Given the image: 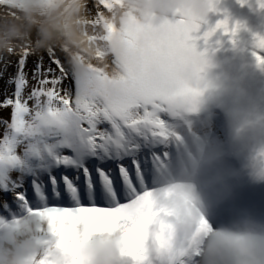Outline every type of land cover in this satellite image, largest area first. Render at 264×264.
<instances>
[{
  "label": "snow or ice",
  "instance_id": "1",
  "mask_svg": "<svg viewBox=\"0 0 264 264\" xmlns=\"http://www.w3.org/2000/svg\"><path fill=\"white\" fill-rule=\"evenodd\" d=\"M58 2L0 0V79L7 85L0 109L9 112L0 117V213L23 209L50 217L51 237L31 264H81L88 238L114 230L120 234L117 264H186L196 256L208 222L199 220L189 246L177 255L170 226L161 219L169 210H149L159 191L153 180L170 157L177 120L184 109H194L199 95L181 70L202 71L213 38L223 33L236 44L245 26L232 24L227 14L215 25L208 18L176 15L152 35L146 25L130 21L126 47L107 55L109 68L88 62L80 73L74 64L84 63L83 56L60 43L41 46L37 16L45 17ZM218 4L211 0V13ZM258 4L264 9V0ZM113 11V0H86L84 6L86 32L105 46L118 30L108 22ZM254 47L264 66V35L254 37ZM12 65L17 71L10 74ZM117 75L118 88L112 79ZM166 194L192 211L187 193L169 188ZM69 214L87 226L79 244L57 227ZM152 225L158 227L155 236Z\"/></svg>",
  "mask_w": 264,
  "mask_h": 264
},
{
  "label": "clouds",
  "instance_id": "2",
  "mask_svg": "<svg viewBox=\"0 0 264 264\" xmlns=\"http://www.w3.org/2000/svg\"><path fill=\"white\" fill-rule=\"evenodd\" d=\"M113 3L114 11L108 22L115 24L118 30L111 45L98 43L86 32V0H59L45 17L37 16L41 21V46L60 43L72 53L83 56L84 63L74 64L77 72H86L88 62L108 69V53L126 47L124 30L130 21L146 25L151 34L156 35L170 17L184 15L205 19L211 13V0H113ZM4 47L0 36V51ZM215 67L213 59L208 57L202 71L191 66L181 70L183 81L199 95L194 109H184L176 122L172 141L175 151L164 165L159 191L154 194L149 210H169L170 214L161 219L170 226L168 239L177 255L189 246L199 220H207L209 227L197 239L195 264H264V221L245 214L219 227L209 222L212 207L234 199L236 173L227 158L223 141L190 130L184 124L188 112L206 110L213 101L230 99L231 107L227 110L230 135L233 140L247 143L254 175L264 180V105L257 104L247 89L233 83L231 78L214 74ZM112 79L113 86L118 88L119 75ZM169 188H179L187 193L192 211L182 200L170 199L166 194ZM50 227L51 220L47 215L28 214L11 220L0 217V264H31L43 250L41 231H48ZM57 227L77 244L85 239L86 224L77 221L72 214L58 221ZM150 230L155 236L158 227L152 225ZM119 239L118 230L93 234L87 245L80 249L81 264H117Z\"/></svg>",
  "mask_w": 264,
  "mask_h": 264
},
{
  "label": "bare ground",
  "instance_id": "3",
  "mask_svg": "<svg viewBox=\"0 0 264 264\" xmlns=\"http://www.w3.org/2000/svg\"><path fill=\"white\" fill-rule=\"evenodd\" d=\"M4 14V10L3 9H0V24L3 23V20H2V16ZM36 62V57H31L29 59V61L27 62V67H26V70L29 72V76H31V70L33 69L34 67V64ZM17 71L15 65H12L9 67L8 69V72L10 74H13ZM7 87V85L5 84V80L4 79H0V94L3 93V90ZM4 97L3 95H0V100H2ZM9 113V112H8ZM9 116V114H8ZM8 116L4 115L2 116V114L0 113V117H5L7 118ZM218 130H220V127L217 128ZM29 213H27L26 211H24L23 209H21L20 211L18 212H10L7 216L3 215L2 213H0V217H4V218H7L9 220H11L13 217L15 216H24V215H28ZM41 232H44V231H41Z\"/></svg>",
  "mask_w": 264,
  "mask_h": 264
},
{
  "label": "rangeland",
  "instance_id": "4",
  "mask_svg": "<svg viewBox=\"0 0 264 264\" xmlns=\"http://www.w3.org/2000/svg\"><path fill=\"white\" fill-rule=\"evenodd\" d=\"M0 113L2 114V116H3V114L6 115V116H8V114H9L8 111H4L2 109H0Z\"/></svg>",
  "mask_w": 264,
  "mask_h": 264
}]
</instances>
